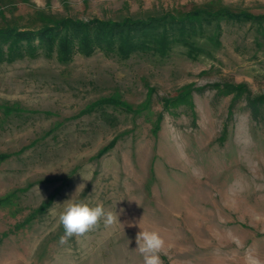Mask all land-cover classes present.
Wrapping results in <instances>:
<instances>
[{
	"label": "rangeland",
	"instance_id": "374dc122",
	"mask_svg": "<svg viewBox=\"0 0 264 264\" xmlns=\"http://www.w3.org/2000/svg\"><path fill=\"white\" fill-rule=\"evenodd\" d=\"M194 11L244 16L221 23L214 59L0 64V106L17 110L0 109V264H143L141 229L164 238L163 264H264V0H0V29ZM75 193L120 223L60 244Z\"/></svg>",
	"mask_w": 264,
	"mask_h": 264
},
{
	"label": "trees",
	"instance_id": "16d2710c",
	"mask_svg": "<svg viewBox=\"0 0 264 264\" xmlns=\"http://www.w3.org/2000/svg\"><path fill=\"white\" fill-rule=\"evenodd\" d=\"M243 18L229 11H194L183 17L167 14L145 19L123 18L118 22L60 19L44 21L37 28L7 26L0 29V64L12 63L25 56L34 58L41 53L68 62L75 54L92 56L98 51L120 61L140 55L163 64L177 48L183 49L184 55L194 60L214 59L221 46V23ZM256 23L260 24L259 32L264 35V20ZM230 93L236 92L228 87L225 94ZM184 96L182 93L175 101ZM102 103L113 108L121 106L114 100ZM0 107L6 118L17 111L8 106ZM7 158L8 155L0 154V162ZM11 196L0 199V207L12 204Z\"/></svg>",
	"mask_w": 264,
	"mask_h": 264
},
{
	"label": "clouds",
	"instance_id": "9594fccd",
	"mask_svg": "<svg viewBox=\"0 0 264 264\" xmlns=\"http://www.w3.org/2000/svg\"><path fill=\"white\" fill-rule=\"evenodd\" d=\"M82 185L77 188L76 193ZM76 193L63 204L57 215V225L63 228V234L59 239L62 245L73 237L86 236L89 232L97 230L101 224L108 228L120 223L116 210H106L102 203L92 206L84 200H77ZM136 243L143 264H163L161 253L166 242L158 230L141 229L136 236Z\"/></svg>",
	"mask_w": 264,
	"mask_h": 264
}]
</instances>
